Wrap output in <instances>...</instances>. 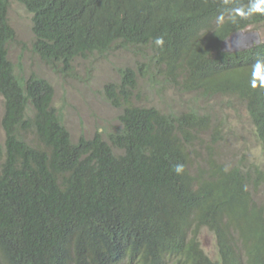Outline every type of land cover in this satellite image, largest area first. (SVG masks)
Masks as SVG:
<instances>
[{
	"label": "trees",
	"instance_id": "1",
	"mask_svg": "<svg viewBox=\"0 0 264 264\" xmlns=\"http://www.w3.org/2000/svg\"><path fill=\"white\" fill-rule=\"evenodd\" d=\"M16 1L33 13V54L56 64L63 57L65 76H72L75 69L67 68L77 57L106 62L109 52L145 41L155 44V68L162 65L152 83L158 94L173 88L257 95L252 72L264 64V44L250 61L218 49L233 31L264 23V13L249 14L257 0ZM6 17V0H0L6 135L0 143V264H92L108 255L141 264H213L197 243L203 227L214 233L221 255L229 250L230 264L234 239H252L264 249V167L246 168L245 157L226 163L235 160L232 151L215 156L212 147L219 143L223 152L227 144L223 125L192 109L176 112L172 104H135L144 80L114 66L119 81L83 97L102 92L119 114L110 117L109 129L100 132L96 124L92 136L74 139L66 121L76 106L57 111L46 83L14 76L6 52L14 34ZM237 67L249 75L235 76ZM255 130L264 141L262 125ZM177 164L184 165L179 175Z\"/></svg>",
	"mask_w": 264,
	"mask_h": 264
},
{
	"label": "clouds",
	"instance_id": "2",
	"mask_svg": "<svg viewBox=\"0 0 264 264\" xmlns=\"http://www.w3.org/2000/svg\"><path fill=\"white\" fill-rule=\"evenodd\" d=\"M8 1L14 2V4H18L19 6H21V8L30 15V22L32 21L33 13L28 12L26 7L22 3H19L16 0H6V3H8ZM9 9H10V6H7V17L6 18H7V23L9 25L8 27L11 28V30L13 31L14 38L7 45L6 52H7V59L11 63L12 72L17 79H19L20 77L27 79L28 77L32 76L33 80L41 81V83L42 82L46 83V86L51 88L52 92H54V99L52 100L51 107L56 108L57 111H60V109H58L54 105V102L57 97V86L60 84L50 83L48 81H45L41 75L40 70L38 72H35V71L31 72L25 78V75L23 74L24 71H23L21 62H18L17 64H15L14 62L11 61L10 55H9V49H11L12 47L19 46L20 42L18 40L17 32L12 27V25H10L9 23V17H8ZM252 12L264 13V0H257V2L252 5L249 14H251ZM55 25H56V28L60 29L58 24L55 23ZM32 27L33 26L31 24V27H30L31 34H32L31 47H33V41L35 40V35H33L32 33ZM155 43L158 46H163L164 38L162 36L157 37L155 39ZM263 44H264V23L260 24V26L250 25V26H247L246 28L237 29L233 31L219 43L218 49L220 52L230 54V55L239 54V56H243L246 61H250L252 58L253 50ZM128 45L131 46L128 49H121L117 51L113 50L112 52H109L111 54L107 55L109 56L107 60L109 62L110 58L114 59L113 61H110V62H113L115 66L121 67V69L124 71L126 76L129 73H134V72L140 74L141 79L144 80V84L146 88L148 89L149 93L152 92L153 96L160 100V102H155V104L157 105L156 106L157 108H162L165 105L169 104L165 102V104L162 105V103L167 98L170 92L175 93V94L185 93L186 96L190 95L193 100L201 99L203 100V102L206 103V105L203 107H199L197 105L181 104L180 110L176 109L175 111L183 112V111L192 109V110L197 111L199 115L210 116L212 119L216 120V122L214 123L223 125L222 130L226 134V140H227V136L231 134L232 130L224 127V121L226 120L230 121V115H234L239 118L240 116L238 113L240 111L243 114L246 122L252 125L253 133L256 139L258 140V142L261 144L262 149L264 150V141L259 136V133L257 134L255 130V128L260 125H262L264 129V64L262 65V62H257V64L254 67V72H252V77H253L252 87L257 90L256 96H251L247 93L240 94L236 91L232 92L229 90L228 92L226 91V92H219V93L204 94L202 90H198V91L191 90V91L182 92L181 89H173V88H169L167 89L166 92L158 94L156 93V90L154 89L152 83L154 81V76L157 75L161 71L162 65H160L159 68H155L154 66L155 61L153 59L155 55L153 54V52L155 49V44L152 42L139 41L135 43H130ZM229 49L234 50V52H229L228 51ZM22 51L25 52V48H22ZM33 55H35L37 58H39V60H42L43 62H48L49 64L55 63V61L50 62V61L43 60L38 54H33ZM80 58L81 56L73 60L71 66H69L67 69H75L76 67H74V64ZM129 58H132L135 61V66L131 70L126 68V63L129 61ZM19 60H21V57H19ZM55 67H57V69L58 67L65 68L63 57H61L60 61L55 65ZM248 70L249 69L237 67L235 76L247 77L250 72ZM56 71L58 72V70ZM65 71L66 69H62L61 72H58L60 83L61 81L68 82V80H70L71 82H69V86L73 89L72 96L74 98L82 96V100H85L86 98L83 97L85 90L76 92L74 86L72 85L73 78L74 79L78 78L75 76L76 69L74 72H72V76H65L64 75ZM143 75L145 76V78L143 77ZM177 81L180 83L181 79L178 78ZM1 96L5 103V98L3 97V95ZM136 102L140 103V101H136ZM150 102H154V101L150 99ZM139 103L137 105H141ZM211 103H216L215 108H216L217 113L215 114L208 113L207 109H208V106L211 105ZM97 106L100 107L99 105ZM143 107H146V105ZM108 124H109L108 126L109 128L111 124L110 123ZM206 136L207 135H204L203 137H206ZM5 139H6V135H5ZM218 145L219 143L216 144L214 147H212L215 156H220L222 154H225V152H220L216 149ZM194 147H195L194 149L196 150H202L206 152L204 150V147H200L198 143H195ZM232 153L234 154L235 152H232ZM234 156H235L234 158L235 160L229 157L226 160V163L237 161V160L240 161V158H244V157H240L237 155H234ZM252 163L264 167V156L262 158H259L253 161L245 158L243 164L246 166V168H248V166L251 165ZM174 171L176 172L177 175L181 174L184 171V165L182 164L175 165ZM238 209L239 208L235 210L238 212ZM239 212L241 213V211ZM203 235H206L207 237L210 236L212 238V242L210 243L209 248H207L203 242ZM125 243L126 242H124V247L126 245ZM197 243L199 245V249L201 250L203 254V257L206 258L209 262L213 264H230L229 263V250L227 249L223 255L219 253L216 237L214 233L208 228L203 227V229L200 230L198 237H197ZM231 243H232V250H233L232 264H264V249L262 248L261 245L257 244L256 241L252 239H248V238H239V239H234ZM229 247H231V244L229 245ZM240 248L242 249L244 256L241 255L242 253H240L239 251ZM132 260H133L132 264H141L139 262L140 259L138 258L128 259L125 257H118L117 255L116 256L108 255L105 257H99L98 260L92 261V264H127L128 262ZM153 261L154 260H148L145 262L147 264H155ZM145 262L143 264H145ZM166 264H185V263L172 260V261L167 262Z\"/></svg>",
	"mask_w": 264,
	"mask_h": 264
},
{
	"label": "rangeland",
	"instance_id": "3",
	"mask_svg": "<svg viewBox=\"0 0 264 264\" xmlns=\"http://www.w3.org/2000/svg\"><path fill=\"white\" fill-rule=\"evenodd\" d=\"M7 6H10L8 12L9 23L17 32L18 40L20 42L19 46L9 49L10 59L15 64L21 62L25 78L31 72H38L40 70L45 81L60 84L57 86V97L54 105L60 109L61 112L69 110V106H76L75 111H72V109L69 110L66 121L67 127L70 133H72L73 138L77 139L82 133L87 136H92L95 130H97L95 129L96 124L99 126L100 131L104 128H108L110 117L119 114V110L110 108L111 105L105 101L102 92H99L101 98L92 97L85 100H82V96L74 98L72 96L73 89L69 86V82L71 81H61L60 83L58 72H61L63 67H58L57 69V67H55L56 63L48 65L46 62L39 60V58L32 54V34L30 29L32 21L30 22V15L26 13L21 6L14 4V2L8 1ZM22 48H25V52L22 51ZM19 57H21V60H19ZM113 60L114 59L110 58V61ZM110 61L102 62L96 56L78 59L74 64V67H76L75 76L82 80H72V85L74 86L75 91L90 90V95L94 96L105 84H115L119 81L117 71L112 69L115 65ZM109 66L111 69H108ZM134 66L135 61L132 58H129V61L126 63V68L131 70ZM56 70H58V72ZM141 89L144 93L141 97L140 103L138 102L139 104L145 106L147 102H150L149 98L154 102H160L158 98L153 96L152 92L149 93L145 86H142ZM147 98L148 101L146 100ZM136 101H138V99L135 95L133 102L138 104ZM164 102L172 104L174 110H180L181 104L197 105L199 107L206 105L201 99L193 100L190 95L186 96L185 93L175 94L172 92L168 94ZM97 105L101 107H98ZM215 106L216 103H211V105L208 106L207 110L209 114L217 113ZM3 112L4 101L0 95V143L2 145H4L5 142V132L1 126ZM238 114L240 116L239 118L230 115V121H224V127L231 129L232 132L227 136V144L224 145L222 151H232L235 152L233 155L245 157L252 161L262 158L264 156V150L253 133L252 125L246 122L240 111ZM29 115L32 116L33 113H30ZM203 242L206 247L209 248L212 238L203 235Z\"/></svg>",
	"mask_w": 264,
	"mask_h": 264
},
{
	"label": "water",
	"instance_id": "4",
	"mask_svg": "<svg viewBox=\"0 0 264 264\" xmlns=\"http://www.w3.org/2000/svg\"><path fill=\"white\" fill-rule=\"evenodd\" d=\"M228 51H229V52H234V50H232V49H229Z\"/></svg>",
	"mask_w": 264,
	"mask_h": 264
},
{
	"label": "bare ground",
	"instance_id": "5",
	"mask_svg": "<svg viewBox=\"0 0 264 264\" xmlns=\"http://www.w3.org/2000/svg\"><path fill=\"white\" fill-rule=\"evenodd\" d=\"M258 24H260V23H258ZM245 25H246V23H245ZM250 25H251V24H250ZM250 25H249V26H250ZM255 26H257V25H255ZM259 26H260V25H259ZM107 129H109V128H107ZM112 129H113V128H112ZM103 138H104V137H103Z\"/></svg>",
	"mask_w": 264,
	"mask_h": 264
}]
</instances>
